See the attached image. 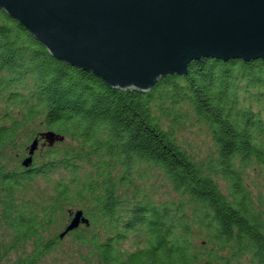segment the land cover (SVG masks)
Here are the masks:
<instances>
[{"label":"trees","instance_id":"trees-1","mask_svg":"<svg viewBox=\"0 0 264 264\" xmlns=\"http://www.w3.org/2000/svg\"><path fill=\"white\" fill-rule=\"evenodd\" d=\"M251 175L264 185L263 60L201 58L124 92L0 10V264H44L67 237L83 264H264ZM76 211L88 224L61 238Z\"/></svg>","mask_w":264,"mask_h":264},{"label":"water","instance_id":"water-1","mask_svg":"<svg viewBox=\"0 0 264 264\" xmlns=\"http://www.w3.org/2000/svg\"><path fill=\"white\" fill-rule=\"evenodd\" d=\"M0 10L53 59L124 92L148 93L201 58L264 61V0H0ZM38 148L36 138L23 167ZM80 224L88 220L76 211L60 237Z\"/></svg>","mask_w":264,"mask_h":264},{"label":"rangeland","instance_id":"rangeland-1","mask_svg":"<svg viewBox=\"0 0 264 264\" xmlns=\"http://www.w3.org/2000/svg\"><path fill=\"white\" fill-rule=\"evenodd\" d=\"M192 141H197L195 139H191ZM197 146V144H195ZM250 188L253 193L260 191L264 194V185L262 181H260L255 175H251ZM158 195L161 197H166L165 190L161 187H158ZM0 231V238H1ZM70 238L67 237L62 242L60 249L49 256L44 264H83L81 259L78 257V253L76 251L77 247L74 246L70 241Z\"/></svg>","mask_w":264,"mask_h":264}]
</instances>
